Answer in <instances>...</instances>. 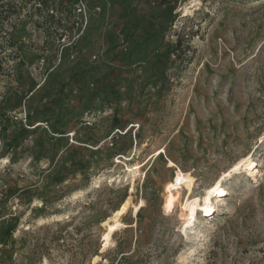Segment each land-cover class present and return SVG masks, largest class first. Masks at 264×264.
Returning a JSON list of instances; mask_svg holds the SVG:
<instances>
[{
	"label": "rangeland",
	"instance_id": "rangeland-1",
	"mask_svg": "<svg viewBox=\"0 0 264 264\" xmlns=\"http://www.w3.org/2000/svg\"><path fill=\"white\" fill-rule=\"evenodd\" d=\"M7 1L19 14L0 74V264H264V0H48L42 14ZM81 3L59 46L43 18L66 24ZM53 73L50 102L66 110L49 120ZM141 163L131 189L124 164ZM178 170L192 182L171 201Z\"/></svg>",
	"mask_w": 264,
	"mask_h": 264
},
{
	"label": "bare ground",
	"instance_id": "bare-ground-1",
	"mask_svg": "<svg viewBox=\"0 0 264 264\" xmlns=\"http://www.w3.org/2000/svg\"><path fill=\"white\" fill-rule=\"evenodd\" d=\"M185 8L188 9L189 7H185ZM163 152H164V148H160V149L154 151L151 154L149 160L152 159L153 157L159 156ZM127 159H129V158H127ZM124 165H125V169L127 171V175H129L130 180H131V189H133L135 178L138 175H140V173H141L140 168L144 165V163L135 164V165H127V164H124ZM245 169L249 170L250 175L254 176L255 167H254V165L251 164V162H248V165ZM191 182H192V178L189 175L183 173L181 170H178L177 173L165 184L164 188H165V192L167 194L168 199H170L171 201H175L177 199L178 189H180L183 185H190ZM210 189H212V190L210 191V193H208L207 203L203 207L205 215H209V214L213 213L212 212L213 206H212V202H211L212 200H210L211 199L210 197L214 196L215 199H218L222 195L221 193L226 192L220 181L216 182L215 185L212 186ZM220 200L221 199H219V201ZM127 204H128L127 202L123 203L117 210H115V212L113 213V215L111 217L104 220L103 224L107 225L108 229L105 232V236H104L105 244L103 247H105L106 245H108L111 242V240H112L111 235H112L113 231L116 230L117 227L119 226L118 217H119V215H121L124 212V210L127 207ZM111 221H113V222H111ZM98 258H99V255L95 256L94 261L97 260Z\"/></svg>",
	"mask_w": 264,
	"mask_h": 264
},
{
	"label": "trees",
	"instance_id": "trees-1",
	"mask_svg": "<svg viewBox=\"0 0 264 264\" xmlns=\"http://www.w3.org/2000/svg\"><path fill=\"white\" fill-rule=\"evenodd\" d=\"M2 1V0H1ZM36 11L38 14H42L44 6H46V0H39L36 4ZM19 11L15 4L7 1L0 4V74H7L5 65L8 64L10 60H13L17 56L12 50L13 43L10 38L7 37V33L4 30V22H9L13 17L18 16ZM6 116L3 112H0V132L6 130V126L3 125L2 119Z\"/></svg>",
	"mask_w": 264,
	"mask_h": 264
},
{
	"label": "crops",
	"instance_id": "crops-1",
	"mask_svg": "<svg viewBox=\"0 0 264 264\" xmlns=\"http://www.w3.org/2000/svg\"><path fill=\"white\" fill-rule=\"evenodd\" d=\"M36 30H37L36 28H32V27H29L28 26V27H24V29L22 30V33L26 32V33H29L30 36H32V35L38 36V32H36ZM67 52H68V55H69L70 54V50H67L66 53ZM65 57H67V56H65ZM67 64H69V63H67ZM84 67H85V64H83V66H82L80 64L75 63L74 66H73L74 72H76V71L80 72L81 70H82V72H85ZM64 69H68V71H70L71 67L65 65L64 66ZM55 75L56 74H54V73L51 74V77L48 80L47 84L45 86H43V88L41 89V91L39 90L41 92L40 95H42L41 103L43 104V106L46 107V110H47V114L46 115H47V118H49V120L51 118H54V119L55 118H58V116L61 115V112L66 110V107L65 106H63L62 108H60V107H58L57 104H53V103L50 102V100H52L53 98L56 99V97L58 96V94L56 93L57 92V89H58V85L55 84L56 82L54 81V79H55V77L58 79L59 76H55ZM85 77L87 79H90L91 78L90 72H89V74L87 73L85 75ZM68 79H69V77H66V80H68ZM32 88H33V85H31V87L29 89H32ZM36 92H38V91H36ZM36 92H34L32 94L33 95L32 98L36 97ZM101 117L103 118V115L100 116L99 119H101ZM100 121H102L101 123H103L105 120L103 118ZM115 123L116 122H113V124H115ZM106 129H107V127H106Z\"/></svg>",
	"mask_w": 264,
	"mask_h": 264
},
{
	"label": "built area",
	"instance_id": "built-area-1",
	"mask_svg": "<svg viewBox=\"0 0 264 264\" xmlns=\"http://www.w3.org/2000/svg\"><path fill=\"white\" fill-rule=\"evenodd\" d=\"M50 1V0H49ZM48 0L46 1L47 4ZM47 7V5H46ZM82 10H84V5L81 3L79 6H76L75 9V15H73L71 21L69 20L68 23L63 24V17L67 16V19L69 18V16L71 14L65 13L64 15L59 14V12H57V10L51 8L49 10V16H45L43 18L44 21V26L42 28H44L45 30L48 29L50 30L52 26H54L53 24H55L57 27V29L60 30V36L58 37V41H59V46H63L66 43L69 42V35L74 32V30L76 28L79 27L81 21H82V17L78 16V12H81ZM44 58H41L38 62H37V69H41L42 66L44 65L45 61ZM86 120V119H85ZM81 123H84V121L82 120ZM86 124H89L90 122H88V119L85 121Z\"/></svg>",
	"mask_w": 264,
	"mask_h": 264
},
{
	"label": "snow or ice",
	"instance_id": "snow-or-ice-1",
	"mask_svg": "<svg viewBox=\"0 0 264 264\" xmlns=\"http://www.w3.org/2000/svg\"><path fill=\"white\" fill-rule=\"evenodd\" d=\"M221 194H223V193H221Z\"/></svg>",
	"mask_w": 264,
	"mask_h": 264
}]
</instances>
